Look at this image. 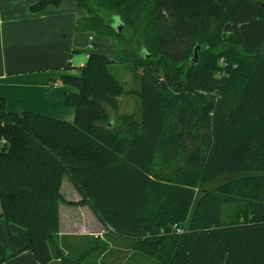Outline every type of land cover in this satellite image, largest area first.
Here are the masks:
<instances>
[{
	"label": "trees",
	"instance_id": "obj_1",
	"mask_svg": "<svg viewBox=\"0 0 264 264\" xmlns=\"http://www.w3.org/2000/svg\"><path fill=\"white\" fill-rule=\"evenodd\" d=\"M65 1L88 14L77 31L117 41L142 112L118 115L127 92L103 54L60 80L73 122L0 98V217L28 233L39 264L99 261L108 247L62 241L63 202L161 264H264V0H40L30 12ZM64 177L80 202L64 199Z\"/></svg>",
	"mask_w": 264,
	"mask_h": 264
},
{
	"label": "crops",
	"instance_id": "obj_2",
	"mask_svg": "<svg viewBox=\"0 0 264 264\" xmlns=\"http://www.w3.org/2000/svg\"><path fill=\"white\" fill-rule=\"evenodd\" d=\"M39 2L0 1V98L4 99L9 112L28 111L73 122L74 110L64 105L65 93L73 89L62 85L61 78L81 76L90 54H103L111 61L120 60L119 47L114 38L76 30L77 20L88 17L76 2L65 1L58 7L48 6L39 13H31L30 9ZM67 201L77 203L81 197L77 194ZM60 206L61 203L60 236L65 243L80 246L91 238L103 241L108 235L89 207L81 205L64 212L68 213L66 219L69 220L64 229ZM76 214L80 215V222L74 218ZM72 238L83 241L73 243ZM116 240L126 244L125 239ZM29 242L23 228L8 224L0 217V264H39L26 250ZM115 253L118 258L120 252ZM102 257L101 254L100 264H106ZM117 261L110 259L107 264Z\"/></svg>",
	"mask_w": 264,
	"mask_h": 264
},
{
	"label": "rangeland",
	"instance_id": "obj_3",
	"mask_svg": "<svg viewBox=\"0 0 264 264\" xmlns=\"http://www.w3.org/2000/svg\"><path fill=\"white\" fill-rule=\"evenodd\" d=\"M255 1L260 2L262 0H255ZM113 19H114V27L116 28L117 25H119L120 21H119V18L117 16H115ZM216 24H217L216 20H211L208 25L212 29L216 26ZM123 33H124L126 39L131 41V47H129L130 51L137 54V52H138V48H137L138 46L136 44L137 39L133 35V32L130 29L125 28ZM211 33H210V35H211ZM110 38H112V37H110ZM119 51H120V49H119ZM219 64H220V66L225 65L224 60L220 59ZM131 67H132L131 63L127 64V63H121L120 60H117V61L112 60V64H111L110 68H111V72L119 79L120 82L123 83L125 90L127 92L126 94L122 95L119 98L118 115L134 114L135 116L139 117L141 115V112H142V103H141L140 98L137 95V91H139V84L134 80V78L132 76ZM106 110L109 112L111 118L115 119L117 114L109 108H106ZM73 193H75L76 195H74ZM61 194L63 195L64 199L66 198L67 200L74 199V197H76L78 194V192L73 187L72 183L69 181L68 177L63 178ZM67 202H69V201H67ZM75 206L76 205H71V204H68L66 202L61 203L60 213L62 215L61 218H62V222H63L62 225H63L64 229L66 227H68V224H69V220L66 219V218H68V213L66 212V214H65L64 212L67 211V208H72ZM90 216H91V214H90ZM225 216H226L225 217L226 221L229 222L231 220L230 219L231 216H233V210L228 208V210H226ZM74 218L78 219L79 220L78 222H80V215L76 214V215H74ZM68 229L72 230L71 228H68ZM179 229H181L182 233L184 232V228L179 227ZM104 238L105 239H103V241L105 242V244L108 247H107L106 251L104 253H102V255H103L102 259H105L106 264L108 263V261L110 259H114V261L117 259L118 261H117V263L115 262L116 264H161L159 261L155 260L154 258H149V257H146L144 255H141L140 253L133 251L129 247L128 242H126V244H124L122 242L117 241L116 239L108 238V235H105ZM81 241H83V240H77V238H74V239L72 238L73 243H79L80 244ZM89 242H92V240ZM89 242H85V243L80 244V245H82V247H83L84 245H87V243H89ZM99 244H101V243H99ZM99 244H97V245H99ZM118 249L120 251H118ZM115 252H117V253L120 252V254H119L120 256L119 257L117 256L118 258H116ZM86 264H100V262L98 261V257H95V258L91 257V258H89V260L87 261Z\"/></svg>",
	"mask_w": 264,
	"mask_h": 264
},
{
	"label": "water",
	"instance_id": "obj_4",
	"mask_svg": "<svg viewBox=\"0 0 264 264\" xmlns=\"http://www.w3.org/2000/svg\"><path fill=\"white\" fill-rule=\"evenodd\" d=\"M118 29V32H121L122 31V26L119 24L117 25L116 27ZM198 49H199V46H197L194 50V54H195V57H196V61H197V57H198Z\"/></svg>",
	"mask_w": 264,
	"mask_h": 264
},
{
	"label": "built area",
	"instance_id": "obj_5",
	"mask_svg": "<svg viewBox=\"0 0 264 264\" xmlns=\"http://www.w3.org/2000/svg\"><path fill=\"white\" fill-rule=\"evenodd\" d=\"M1 143H5V141L2 140ZM176 233H177V234H181V233H182L181 229H179V228L176 229Z\"/></svg>",
	"mask_w": 264,
	"mask_h": 264
}]
</instances>
